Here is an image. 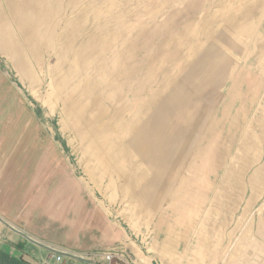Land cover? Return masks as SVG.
I'll list each match as a JSON object with an SVG mask.
<instances>
[{"label": "rangeland", "instance_id": "rangeland-1", "mask_svg": "<svg viewBox=\"0 0 264 264\" xmlns=\"http://www.w3.org/2000/svg\"><path fill=\"white\" fill-rule=\"evenodd\" d=\"M191 5L0 0V191L23 219L32 208V224L63 223L57 237L73 248L115 250L113 263L133 264L113 237L148 250V224L210 202L256 197L264 211V66H236L226 85L232 67L211 65L210 34L176 13ZM211 74L223 80L217 97ZM135 174L143 187L128 191ZM170 255L153 264H176Z\"/></svg>", "mask_w": 264, "mask_h": 264}, {"label": "crops", "instance_id": "crops-1", "mask_svg": "<svg viewBox=\"0 0 264 264\" xmlns=\"http://www.w3.org/2000/svg\"><path fill=\"white\" fill-rule=\"evenodd\" d=\"M176 13L181 18L194 19L193 28L202 27L194 33L210 34L207 41L211 65L213 58H224V63L233 69L226 85L235 81L232 73L236 66L259 65V73H262L264 0H192L187 10L183 7ZM201 18L207 19L206 24ZM206 26L210 27L209 30H204ZM218 83L222 84L223 80L213 78L211 74L210 96L214 87V97H217ZM148 147L151 148V141ZM3 176L4 173L0 172V178ZM262 176L261 171H255L250 184L255 186L256 180L258 183ZM252 193L259 191L254 189ZM256 200L255 197L251 202L236 205L233 202H210L207 212H193L190 217H180L173 223L162 219L153 230H149L148 224V250L129 237L122 242L119 234L113 237V242L123 244L133 264H153V259L163 258L165 252H172L170 256L176 258V264H264V211L256 207ZM7 201L9 193L0 191V264H106L101 257L103 252L85 247L75 249L59 239L57 234L65 232L63 223L54 224L49 218L47 223L32 224V208L23 219L19 208L10 207ZM45 210L49 208L45 207ZM44 215L49 217V213ZM48 247L58 248L69 255H61V260L57 261ZM97 247L99 245L94 248Z\"/></svg>", "mask_w": 264, "mask_h": 264}, {"label": "bare ground", "instance_id": "bare-ground-1", "mask_svg": "<svg viewBox=\"0 0 264 264\" xmlns=\"http://www.w3.org/2000/svg\"><path fill=\"white\" fill-rule=\"evenodd\" d=\"M25 15H23L22 14V17L23 18H25L24 17ZM25 20V19H24ZM23 20V21H24ZM53 20V19H52ZM55 22V21H54ZM24 23V22H23ZM22 26V25H21ZM30 30V29H29ZM5 34H6V32H5ZM4 36V35H3ZM41 37V36H40ZM16 39V38H15ZM29 44V43H28ZM19 48V47H18ZM17 48V50H19ZM19 52V51H18ZM7 54V53H6ZM21 57V56H20ZM19 60H21V58L19 59ZM24 62V61H23ZM17 64V63H16ZM26 64V63H25ZM23 66H25L24 65V63H23ZM19 75H20V77H23V78H25V70H23L21 67H20V70H19ZM27 76V75H26ZM200 120V119H199ZM92 134V133H91ZM106 143V142H105ZM140 143V142H139ZM208 143V142H207ZM105 145H103L102 147H104ZM110 146V145H109ZM101 147V148H102ZM132 148V147H131ZM144 148V145L143 144H140V145H136L135 147H133L132 148V150H134L135 149V153H136V155H141V151H142V149ZM103 149V148H102ZM111 150V149H110ZM148 150H149V147H148ZM98 151V150H97ZM104 151V150H103ZM105 152V151H104ZM111 152V151H110ZM216 152V151H215ZM99 153V152H98ZM107 154V153H106ZM114 154V153H113ZM108 156V155H107ZM143 156V155H142ZM195 157V156H194ZM210 157H212V156H210ZM101 158H102V154H101ZM100 158V159H101ZM213 158V157H212ZM215 158V157H214ZM99 159V160H100ZM105 159V158H104ZM104 159H102V160H104ZM110 159V158H109ZM211 159V158H210ZM111 160V159H110ZM128 160H129V162H131L132 161V158L130 157V156H128ZM212 160V159H211ZM101 161V160H100ZM210 161V160H209ZM196 166V165H195ZM211 166V165H210ZM100 167H102V166H100ZM110 168V167H109ZM104 170V169H103ZM191 172V171H190ZM135 178H136V185L134 184V183H131L130 184V186L128 187V191H132V192H134V191H137L136 190V188H138V189H141L143 186H141V184H142V182H143V180H144V178H142L140 175H136L135 174ZM209 178V177H208ZM93 179V178H92ZM212 179V178H211ZM151 185L152 186H154V188H155V186H156V188H157V190L158 189H160V188H162L161 186H160V184H158L157 182H155V181H152V183H151ZM158 186V187H157ZM153 188V189H154ZM147 190H148V186L146 187V192H147ZM145 192V193H146ZM148 193V192H147ZM179 194H181V193H179ZM138 195V194H137ZM141 196V195H140ZM147 197H144V201H147V199H146ZM168 200V199H167ZM151 201V200H150ZM179 217V216H178ZM181 230V229H180Z\"/></svg>", "mask_w": 264, "mask_h": 264}, {"label": "built area", "instance_id": "built-area-1", "mask_svg": "<svg viewBox=\"0 0 264 264\" xmlns=\"http://www.w3.org/2000/svg\"><path fill=\"white\" fill-rule=\"evenodd\" d=\"M49 250L51 251L52 255L56 257L57 261L61 260V255L63 256L69 255V253L61 252V251L55 250L54 248H49ZM101 257L104 259L106 264H112L113 261L117 259V254L115 253V251H109L106 253H102Z\"/></svg>", "mask_w": 264, "mask_h": 264}, {"label": "water", "instance_id": "water-1", "mask_svg": "<svg viewBox=\"0 0 264 264\" xmlns=\"http://www.w3.org/2000/svg\"><path fill=\"white\" fill-rule=\"evenodd\" d=\"M22 236L26 237L25 235H22ZM26 238H27V237H26Z\"/></svg>", "mask_w": 264, "mask_h": 264}]
</instances>
